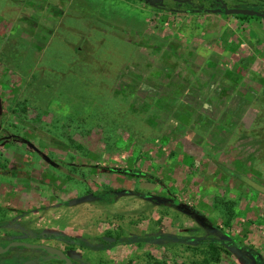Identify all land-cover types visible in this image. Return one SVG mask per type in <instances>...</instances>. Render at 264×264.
Returning <instances> with one entry per match:
<instances>
[{"label":"rangeland","instance_id":"rangeland-1","mask_svg":"<svg viewBox=\"0 0 264 264\" xmlns=\"http://www.w3.org/2000/svg\"><path fill=\"white\" fill-rule=\"evenodd\" d=\"M217 1L0 0V246L43 243L75 264H255L173 239H223L211 222L264 260V18L208 11ZM108 237L150 239L69 240Z\"/></svg>","mask_w":264,"mask_h":264},{"label":"trees","instance_id":"trees-1","mask_svg":"<svg viewBox=\"0 0 264 264\" xmlns=\"http://www.w3.org/2000/svg\"><path fill=\"white\" fill-rule=\"evenodd\" d=\"M234 16H237L238 18L240 19H248L249 17L245 16V15H241V14H234ZM257 18V17H255ZM80 146H77V149H79ZM228 172V171H227ZM228 173H231V172H228ZM236 177H239L238 175H234ZM174 205H178V202H176V204ZM187 210V209H186ZM194 216H195V219H197L199 222L203 223L204 220L206 221L205 217L203 215H201L200 213L198 212H191ZM208 220V219H207ZM210 225L209 226V229H211L212 231H218L221 236L223 237V239H216V238H209V239H194V238H190V239H184V238H181V237H177V238H173L175 240H181V241H190V242H194V243H198V244H206L208 245V247L211 249V250H215L217 249V245L219 243H226L228 244L229 246L233 247V248H236L237 250H240L241 252H244V253H249V255L252 257L253 259V262L255 264H264V260L258 256L256 253H253L250 251L249 247H247L246 245H244L242 242L234 239L232 236L226 234L220 227L216 226V225H213L211 222H210ZM35 236V235H34ZM38 236L40 235H36L35 237L39 238ZM167 235L165 236H161V238H166ZM153 239L151 240H154V238L156 237H152ZM150 239V238H148ZM148 239H141V238H138V237H132V238H126V240H122L120 239L119 237H108V238H105V239H99L98 240V243L95 244V245H90L89 243H87L86 241L84 240H80V239H69L71 240V242H73L75 245H78V246H81L82 248L84 249H90V250H94V251H97V250H109L110 248H113L119 244H127V243H131V242H142V241H145ZM227 239V241L225 240ZM147 264H164V263H161L159 261H150L148 262Z\"/></svg>","mask_w":264,"mask_h":264},{"label":"flooded vegetation","instance_id":"flooded-vegetation-1","mask_svg":"<svg viewBox=\"0 0 264 264\" xmlns=\"http://www.w3.org/2000/svg\"><path fill=\"white\" fill-rule=\"evenodd\" d=\"M175 3H178V4H183V3H186L188 2L189 0H173ZM149 3L150 5H154V6H157L159 5V3H156V4H153L152 0H150V2H147ZM217 4H219L216 8L213 7V8H209L208 11H211V12H214V13H222V10H224V8H226V4L223 3L221 0H218L216 2ZM220 6V7H219ZM219 11V12H215V11ZM35 244H43V243H35ZM47 245V244H45ZM6 246L5 245H1V247H4ZM17 248H20L21 250H18ZM14 247V248H10L9 250H13V249H16L17 252L11 254V251H9V253L5 254L4 256H1L3 258V264H65L64 262H62L61 260H59L56 256H53V255H50L48 254L47 252H45L44 250H41L45 253L44 256H46V258L48 257L47 260H45V262H41L39 260V257L38 256H35V255H26L24 252L26 251L25 249H31V248H24V247ZM67 256L68 254L65 253ZM69 257V256H68ZM70 258V257H69ZM71 259V258H70ZM54 260H57V261H54ZM72 261V264H75V261L73 259H71ZM1 264V262H0ZM85 264V263H83Z\"/></svg>","mask_w":264,"mask_h":264},{"label":"water","instance_id":"water-1","mask_svg":"<svg viewBox=\"0 0 264 264\" xmlns=\"http://www.w3.org/2000/svg\"><path fill=\"white\" fill-rule=\"evenodd\" d=\"M145 2H150V0H141ZM224 13L226 14H241L245 16L250 17H257V18H264V12H256L251 10H238V9H232V8H224ZM215 12H219L218 10ZM14 247H24V248H31V249H41L47 252L50 255L56 256L59 260L64 262L65 264H72L71 259L65 254L64 251L49 246L45 244H35V243H25V242H17L12 241L6 244V246L1 247L0 246V255L6 253L10 248Z\"/></svg>","mask_w":264,"mask_h":264}]
</instances>
